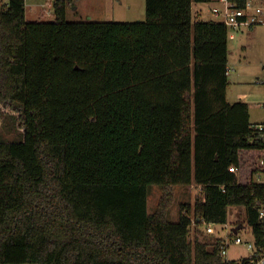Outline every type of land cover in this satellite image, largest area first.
<instances>
[{"label": "trees", "instance_id": "16d2710c", "mask_svg": "<svg viewBox=\"0 0 264 264\" xmlns=\"http://www.w3.org/2000/svg\"><path fill=\"white\" fill-rule=\"evenodd\" d=\"M78 1L30 22L25 0H0V116L21 131L0 139V262L238 264L221 241L190 238L193 218L225 225L235 206L238 231L264 240V123L227 101L228 27L194 16L209 0L70 21ZM193 184L200 195L170 222L175 188Z\"/></svg>", "mask_w": 264, "mask_h": 264}, {"label": "rangeland", "instance_id": "374dc122", "mask_svg": "<svg viewBox=\"0 0 264 264\" xmlns=\"http://www.w3.org/2000/svg\"><path fill=\"white\" fill-rule=\"evenodd\" d=\"M54 2L55 0H26L28 21L52 22L54 20ZM211 6V3H196L193 6L194 16L206 21L214 20V17L208 13ZM197 12L199 16H197ZM146 15V0H79L76 5L69 7L68 19L70 21L139 22L145 21ZM231 33L236 36L235 40H228V69L232 74L231 80H234L236 76V73L233 72L234 68L245 76L241 84H229L228 100L230 103H235L239 101L238 93L240 91H247L256 95L264 94V26H257L254 30L240 32L231 30ZM13 122L9 117L0 116V139L14 141L20 137L21 131ZM251 122H264V106L254 107ZM199 195L200 189L196 184L176 187L174 200L167 212L168 220L172 223L178 222L180 206L183 204L193 205ZM161 197L162 188L160 186H148L149 213H154L158 209ZM245 219V208L231 206L228 208L226 226L217 225V232L224 234L228 228L236 227ZM193 220L196 221L195 218ZM222 229L224 231H221ZM199 234L205 241L204 228L198 224L193 226L192 223L190 238L194 240L195 236ZM240 236L244 242L253 240V234L249 227H244ZM247 255V246L231 244L227 259L239 261L246 258Z\"/></svg>", "mask_w": 264, "mask_h": 264}, {"label": "built area", "instance_id": "2783aa9c", "mask_svg": "<svg viewBox=\"0 0 264 264\" xmlns=\"http://www.w3.org/2000/svg\"><path fill=\"white\" fill-rule=\"evenodd\" d=\"M205 3L212 4V6L208 9V13L214 17V20L211 21L223 23L228 27L229 39L236 38L235 34L231 33V30L234 32H240L243 30H252L257 26H264V0H245L243 6H239L238 0H209ZM194 5L195 4H193V6ZM197 16H199V13L197 14ZM260 128H262V126ZM258 176V182L264 183V172L258 174ZM199 189L201 190V186H199ZM259 218L264 224V203L259 209ZM199 223H201V225L199 226L204 228L205 241H221V256L225 258V260H228L227 255L231 244L245 245L248 249L247 257L242 258L241 260L236 262L238 264H264V240L262 242H257L255 236L253 235L252 241L244 242V240L240 236V232L244 228H242L240 231L234 232L235 229L238 230V227L231 226V228H228L224 234H219L216 229V226L218 224L208 223L205 221V219H201ZM196 224L197 222L193 220V226H195ZM222 226H226V224ZM221 231H224V229H222ZM197 236H200V234ZM0 264L46 263L39 261H25L9 263L0 262Z\"/></svg>", "mask_w": 264, "mask_h": 264}, {"label": "crops", "instance_id": "0c3cea01", "mask_svg": "<svg viewBox=\"0 0 264 264\" xmlns=\"http://www.w3.org/2000/svg\"><path fill=\"white\" fill-rule=\"evenodd\" d=\"M25 2H26V0H25ZM68 13H69V9H68ZM27 18H28V4L26 3V20L28 21ZM255 28H253L252 30H254ZM233 40H235V39H233ZM228 64H229V52H228ZM233 72L236 73V76H235L234 80H231L232 74L229 72V75H228L229 84L230 83L241 84L243 82V79L245 78L244 74L241 73L240 71L237 72V70H235V68L233 69ZM228 88H229V85H228ZM228 94H229V89H227V100H228ZM238 98H239L238 102H245L249 105L251 116L253 114L254 107H258V105L264 106V94H262V95L257 94L256 95V94L251 93V92L249 93L247 91H240V93H238ZM228 102L230 103L229 100H228ZM252 123L253 124H262L264 122H252ZM258 177H257V180H258Z\"/></svg>", "mask_w": 264, "mask_h": 264}, {"label": "water", "instance_id": "95a60500", "mask_svg": "<svg viewBox=\"0 0 264 264\" xmlns=\"http://www.w3.org/2000/svg\"><path fill=\"white\" fill-rule=\"evenodd\" d=\"M237 231H238L237 229L234 230V232H237Z\"/></svg>", "mask_w": 264, "mask_h": 264}]
</instances>
